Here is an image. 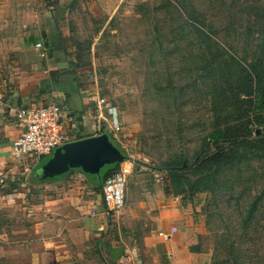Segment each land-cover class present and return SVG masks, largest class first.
Masks as SVG:
<instances>
[{"label": "rangeland", "instance_id": "obj_1", "mask_svg": "<svg viewBox=\"0 0 264 264\" xmlns=\"http://www.w3.org/2000/svg\"><path fill=\"white\" fill-rule=\"evenodd\" d=\"M180 1L186 7L184 12L172 1L165 7L167 0H78L72 7L62 1L60 8L55 3V13L51 14L55 20L51 35L59 43L56 46L65 58L80 66L75 81L83 104L92 107L99 96L115 106L120 130L111 133L112 143L127 158L119 169L131 168L123 208L109 218L102 245L115 247L124 259L121 263L171 264L167 240L159 237L163 231H157L154 219L163 222V211L177 209L187 213L176 234L183 240L186 234L188 240L184 241L180 262L175 264H199L194 259L197 256L200 264H264V157L226 166L212 191H176L165 169L166 164L183 160L192 164L196 154L202 158L214 152L213 146L203 149V138L212 130L215 110L222 111L218 117L223 119L222 105L229 104V91L216 93V86L228 88L227 80L206 77L205 71H199L200 54L212 51L206 49L209 42L198 44L179 28L192 20L215 42V52L239 61L246 57L249 62L252 53L261 46L264 50V0ZM44 4L46 8L47 2ZM247 29L253 32L250 38L246 37ZM11 32L0 30V39L1 43H15L2 50L17 66L5 64L7 58L1 66L15 77L22 69L16 55L25 50L19 42L28 37L22 26ZM39 42L43 47L45 38ZM42 59L46 61V55ZM44 64L40 63V69ZM64 82L70 94L76 84L71 77ZM70 96L72 113L78 118L85 106L79 96ZM95 117L91 122L97 125ZM108 121L102 120L100 127ZM258 133H263L258 139L262 142L264 127ZM80 134L85 131L76 136ZM259 146H255L257 151ZM126 203L132 207L129 213ZM251 205L255 211L249 216ZM147 229H156L150 251L144 248ZM104 252L99 256L101 261L108 258V250Z\"/></svg>", "mask_w": 264, "mask_h": 264}, {"label": "crops", "instance_id": "obj_2", "mask_svg": "<svg viewBox=\"0 0 264 264\" xmlns=\"http://www.w3.org/2000/svg\"><path fill=\"white\" fill-rule=\"evenodd\" d=\"M47 1L52 4L45 8L44 2ZM62 1H66L65 6L72 7L78 0H0V30L9 29L13 34L22 26L28 37L19 42L25 50L16 55L22 69L15 77L8 75L5 67L1 66L7 58L2 48L15 43L6 44L7 40L1 43L0 39V173L4 177V183L0 184V264H125L121 263L124 260L122 256L112 259L114 254H119L115 247L102 245V234L115 213L105 215L102 188L98 187L96 178L75 170L59 178L39 180L35 172L43 158L37 162L28 157L15 161L10 155L12 142L22 131L16 113L23 107L37 108L55 104V101L65 107L61 110L64 144L75 141V135L80 131H85L84 135H79L83 138L99 134L95 128L97 125L91 122L92 108L83 104L82 91L75 81V71L80 66L70 65H75V61L64 57L56 46L58 38L51 35L55 26L51 14L55 13V3L60 8ZM44 38L43 47L36 49L35 44ZM45 55L46 61L41 60ZM42 62L45 63L44 68L40 69ZM8 63L17 66L10 57L5 62ZM67 77L76 84L70 94L64 89ZM70 95L81 98L85 106L81 117L73 115ZM131 210V205L126 203V213ZM181 212L165 210L163 222L154 219V226L159 228L157 231L166 232L168 236L165 239L166 250L171 264L180 262L184 241L188 240L186 234L182 236L184 240L176 234L181 226L179 221L187 213ZM172 228L176 229L174 233ZM155 231L145 230L146 251L153 249L151 241L155 238ZM104 249L108 250V258L101 261L99 256L101 252L105 253ZM194 259L200 264V256Z\"/></svg>", "mask_w": 264, "mask_h": 264}, {"label": "trees", "instance_id": "obj_3", "mask_svg": "<svg viewBox=\"0 0 264 264\" xmlns=\"http://www.w3.org/2000/svg\"><path fill=\"white\" fill-rule=\"evenodd\" d=\"M171 1L181 11L185 10L186 7L182 6L180 0H167V5L165 7H170ZM47 4L51 5L52 3L47 1ZM198 27L199 26L191 20V22L188 21L186 26H182L179 29L184 33L186 32L189 39L198 42V44L203 45L206 41L209 42L206 45V49H212V51L208 52L204 50L203 53L200 54L199 71H205L206 77L214 75L216 79L224 78V80H227L228 88L222 90V88L216 86V93L217 95H221L229 91L226 97V102L229 100V104L224 103L222 105L223 111H225L223 119L218 117L222 111L215 110V123L211 127V132L203 138V149L208 148V146H213L214 152L212 154H206L201 158L198 153L192 164H189L185 160L178 164L176 162L166 164L168 166L165 169L170 173L173 189L179 192L186 190L190 193L199 190L212 191L211 188L215 184L217 176L222 172L221 170H224L226 166L234 164V162H244V160H249L254 157H264V140L261 138L262 142H258V139L263 134H259L258 129L264 127V50L262 46L259 48L258 52L255 51V53L251 54V60L249 62L246 57L239 61L231 56L227 57L223 52H219V50L215 52L213 50L216 46L215 42L212 43ZM252 33L250 29H247L246 37H252ZM156 40L158 41V38H156ZM70 65L73 67L78 66L77 64ZM191 72L192 69L189 73ZM199 79L203 80L205 78L199 76ZM193 85H196L195 81ZM105 129L106 126L104 124L98 133H103ZM253 134L257 135L255 140L251 138ZM108 135L111 142H114L111 133H108ZM75 138L76 140L83 139V137L76 135ZM258 143L261 144V146L258 147L261 149L259 151H257L255 147ZM112 144L123 154L120 147L115 143ZM124 157V161H126L127 158L125 155ZM45 162L46 161L42 164ZM119 165L120 164L116 163L105 166L101 169L102 174L100 171L97 176H86H90L94 179L96 178L98 187L102 188L103 184L108 179L114 178L119 173ZM183 165H185V167H183ZM72 171L75 170H70L68 173ZM62 176L64 175L55 178ZM250 207L252 210L247 213L249 216L255 211L254 205ZM246 220L247 222L249 221L248 218H246ZM112 257V259H117L119 254L118 256L114 254Z\"/></svg>", "mask_w": 264, "mask_h": 264}, {"label": "built area", "instance_id": "obj_4", "mask_svg": "<svg viewBox=\"0 0 264 264\" xmlns=\"http://www.w3.org/2000/svg\"><path fill=\"white\" fill-rule=\"evenodd\" d=\"M41 44H35L40 49ZM92 106V114L98 119L97 132L100 131V122L106 126L109 133L120 130L119 120L115 112V106L104 97H96ZM90 118V115H88ZM16 119L22 126L19 136L12 142L10 155L18 161L24 157L39 161L43 157L51 156L52 152L64 144V131L61 122V109L51 103L37 108H20L16 113ZM99 135V134H98ZM130 171L120 166L119 173L112 179H108L102 186V198L105 207V215L111 212L117 213L123 208L127 176ZM4 183L3 174L0 173V184ZM175 231V229H173ZM163 238L167 235L160 233Z\"/></svg>", "mask_w": 264, "mask_h": 264}, {"label": "water", "instance_id": "obj_5", "mask_svg": "<svg viewBox=\"0 0 264 264\" xmlns=\"http://www.w3.org/2000/svg\"><path fill=\"white\" fill-rule=\"evenodd\" d=\"M108 133V130H104L99 135L67 142L56 148L36 170L35 177L39 180L52 179L70 170L97 176L105 166L123 163L125 157L112 144Z\"/></svg>", "mask_w": 264, "mask_h": 264}, {"label": "bare ground", "instance_id": "obj_6", "mask_svg": "<svg viewBox=\"0 0 264 264\" xmlns=\"http://www.w3.org/2000/svg\"><path fill=\"white\" fill-rule=\"evenodd\" d=\"M124 162H125V161H123V163H124ZM123 163H121V164H123ZM121 164H120V165H121ZM124 199H125V198H124ZM173 229H175V228H172V231H171L172 233H174V232L176 231V229H175V231H173ZM161 233H163V232H161ZM159 234H160V233H159ZM163 234L167 235L166 233H163ZM159 237H161V236L159 235ZM161 238H163V237H161ZM167 238H168V236H167ZM167 238H163V239H167Z\"/></svg>", "mask_w": 264, "mask_h": 264}]
</instances>
